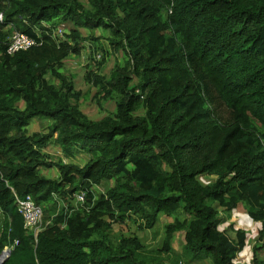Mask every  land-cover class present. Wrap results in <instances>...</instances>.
Masks as SVG:
<instances>
[{"label":"trees","instance_id":"1","mask_svg":"<svg viewBox=\"0 0 264 264\" xmlns=\"http://www.w3.org/2000/svg\"><path fill=\"white\" fill-rule=\"evenodd\" d=\"M0 13V254L17 242L2 264H164L177 233L183 244L168 264H234L248 232L230 225L232 238L219 227L238 205L260 224L257 262L264 0H0ZM64 24L70 29L58 38ZM13 31L40 45L6 54ZM89 42L101 49L97 70L110 54L124 59L107 76L88 70L81 93L64 63ZM87 96L114 102V112L89 119L79 105ZM34 119L49 132L29 133ZM51 143L63 159L44 152ZM78 153L89 156L82 166L72 162ZM51 169L55 179L39 173ZM80 192L85 201L76 205ZM13 193L30 195L50 221L36 244ZM161 216L173 221L160 247L146 250L137 234ZM128 224L138 233L111 236L113 225Z\"/></svg>","mask_w":264,"mask_h":264},{"label":"rangeland","instance_id":"2","mask_svg":"<svg viewBox=\"0 0 264 264\" xmlns=\"http://www.w3.org/2000/svg\"><path fill=\"white\" fill-rule=\"evenodd\" d=\"M82 3L87 6V0H81ZM64 27V31H69L70 24H64L62 25ZM86 34V32H84ZM101 31H95L93 33V37L100 38ZM105 35V34H104ZM92 44L91 47L89 45ZM100 46L107 50V43L105 39L99 40ZM86 47L83 49L81 55L79 57H73L70 60H67L64 63V74H67L69 77H71V81L74 84L75 90L80 91L81 93H85L89 91V84L85 83L84 81V75L88 72V70L93 71L97 74L101 75H108L111 73V71L114 69L115 63H122L124 59V55L121 52L110 54L109 56H106V60L103 66H101L100 70H97V64L100 62L99 58L96 57V55L101 54V49L98 45V43H85ZM94 53V54H93ZM94 58V60L92 59ZM56 84V82H55ZM93 94V91H92ZM80 109L82 112L91 120H99L103 117L110 115L115 110L114 102L108 101V102H101L98 104L93 98L90 96H87L80 100L79 102ZM47 122L42 121L40 119H34L30 122L29 126V133L41 131L44 134H47L49 131L46 128ZM48 156L51 158V160L55 161L57 159H63V157L60 154V151L57 146H55L53 143H51L44 151ZM89 156L86 154L78 153V156L76 159L72 160L73 163L82 166L85 162L88 161ZM40 175L55 179L56 176H58V173L55 169L51 170H40ZM200 182L203 184L210 183V178L206 177H200ZM97 192L101 193L103 190L101 188H95ZM214 208L218 210V214L222 218H227L228 214H225L224 211H222L221 208H219L216 204L213 205ZM172 218H168L165 216H161L159 219V222L155 226L154 229L145 231L143 233H138L136 231V227L128 224L125 225H113L111 236L117 237L119 235H125L129 236L132 233H138L137 235L141 238L142 244L145 246L146 250H156L160 247V242L163 235L164 226L167 223L172 222ZM233 226V230L242 229L246 230L248 232V240L249 245L245 247V249L236 257L234 264H264V247L256 253L255 257L257 262H255L254 255H253V247L261 245L262 242L257 243L258 238V231L260 230V224L252 222L246 212L245 209L238 205L235 210L231 212L229 217L224 220L223 223H221L219 229L225 230L227 232V235L230 237H234V233L232 231L228 230L229 226ZM153 234L156 235V238H153ZM264 241V239H263ZM171 248L173 249V252L167 257L165 256V260H163L164 264H168L169 262L173 263L176 260V256H173L174 254H177L180 251V247L183 244V233H177L174 235L172 241H171ZM181 264L183 262L181 261ZM190 264H210V261L207 258H204L201 261H195L191 262Z\"/></svg>","mask_w":264,"mask_h":264},{"label":"built area","instance_id":"3","mask_svg":"<svg viewBox=\"0 0 264 264\" xmlns=\"http://www.w3.org/2000/svg\"><path fill=\"white\" fill-rule=\"evenodd\" d=\"M2 15L0 14V21ZM40 45L36 40L27 37L21 33H14L10 39L6 53L12 55L18 51H26L32 47ZM84 194L76 195L77 203L81 204L84 201ZM18 213L23 217L24 228L31 232L34 236L38 233L42 225V209L36 205L29 196L24 199L15 198Z\"/></svg>","mask_w":264,"mask_h":264},{"label":"clouds","instance_id":"4","mask_svg":"<svg viewBox=\"0 0 264 264\" xmlns=\"http://www.w3.org/2000/svg\"><path fill=\"white\" fill-rule=\"evenodd\" d=\"M168 15L169 14H171V9L170 8H168ZM1 15H2V13H0ZM2 18H3V15H2ZM2 21V20H1ZM0 21V22H1ZM66 31H64V27L62 26V25H60L58 28H56V36L58 37V38H60V37H62L63 36V34L65 33ZM14 33H20V32H17V31H13L10 35H9V37L7 38V43H6V47H5V53H6V50H7V47H8V45H9V43H10V39H11V37L13 36V34ZM21 34H23V33H21ZM25 35V34H24ZM27 36V35H26ZM28 37V36H27ZM30 38V37H29ZM33 39V38H32ZM18 52H20V51H18ZM18 52H16V53H18ZM7 54V53H6ZM15 54V53H14ZM9 55V54H8ZM13 55V54H12ZM6 184V183H5ZM80 193H82V192H80ZM80 193H78V194H80ZM78 194H76V195H78ZM84 194V193H83ZM13 196H14V204H15V198L17 197V198H19V199H24L25 197H27V196H29L30 198H31V196L30 195H26L25 197H18V196H16L14 193H13ZM85 198V197H84ZM31 200H32V198H31ZM33 201V200H32ZM84 201H85V199H84ZM83 201V202H84ZM34 202V201H33ZM35 203V202H34ZM36 204V203H35ZM82 204V203H81ZM81 204H79V203H77V201H76V205H81ZM37 205V204H36ZM15 207H16V210H17V206H16V204H15ZM42 209V208H41ZM18 212V211H17ZM19 214V213H18ZM20 215V214H19ZM21 216V215H20ZM22 217V216H21ZM41 220H42V225H41V228H40V230L38 231V233L34 236V243L36 244V238H37V235L44 229V227H46L48 224H50V221H48V220H44V218H43V211H42V218H41ZM22 221H23V217H22ZM23 228H24V222H23ZM25 229V228H24ZM25 230H27V229H25ZM28 231V230H27ZM15 244H17V242H14L13 243V245L12 246H5L4 248H3V250L1 251V254H0V264H2L8 257H9V255H10V253H11V250H12V247L15 245Z\"/></svg>","mask_w":264,"mask_h":264}]
</instances>
